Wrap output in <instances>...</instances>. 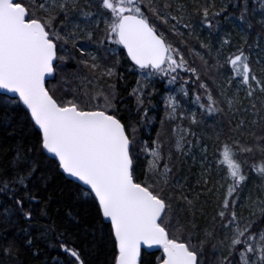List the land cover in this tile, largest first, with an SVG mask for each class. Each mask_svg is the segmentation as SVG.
Returning a JSON list of instances; mask_svg holds the SVG:
<instances>
[{"label":"trees","instance_id":"1","mask_svg":"<svg viewBox=\"0 0 264 264\" xmlns=\"http://www.w3.org/2000/svg\"><path fill=\"white\" fill-rule=\"evenodd\" d=\"M109 1H16L55 45L47 92L60 108L122 124L133 179L164 203L160 226L197 264H264V64L251 54L261 48L264 59V0ZM125 14L164 40L161 71L135 69L116 45ZM239 60L245 77L232 69ZM115 259L92 196L45 155L19 103L0 95V264ZM161 260L142 253L140 264Z\"/></svg>","mask_w":264,"mask_h":264},{"label":"water","instance_id":"2","mask_svg":"<svg viewBox=\"0 0 264 264\" xmlns=\"http://www.w3.org/2000/svg\"><path fill=\"white\" fill-rule=\"evenodd\" d=\"M0 0V95L16 100L40 134L45 155L60 173L86 190L112 230L115 264H140L161 252L159 264H196L187 247L159 225L164 203L134 182L130 142L121 123L102 111L60 108L46 90L54 78L55 45L27 12ZM117 42L135 68L158 70L167 56L162 39L143 20L123 16Z\"/></svg>","mask_w":264,"mask_h":264},{"label":"rangeland","instance_id":"3","mask_svg":"<svg viewBox=\"0 0 264 264\" xmlns=\"http://www.w3.org/2000/svg\"><path fill=\"white\" fill-rule=\"evenodd\" d=\"M104 6H109L111 7L112 4L110 3L109 0H104ZM257 46V45H256ZM263 50L260 48L259 51H252L251 54L253 55L255 59V62L257 65H263L264 63V59L261 61L260 63V59L262 58L261 54H262ZM232 69L235 71V73L237 74L238 77H245L246 76V71H248V68L246 70V65H245V62L243 60H239V61H235L233 64H232ZM151 73L150 72H138V76L140 77H145V78H149L151 77ZM244 79V78H243Z\"/></svg>","mask_w":264,"mask_h":264}]
</instances>
